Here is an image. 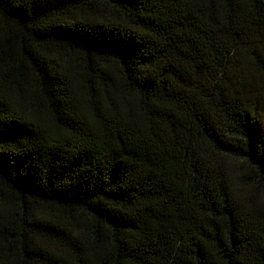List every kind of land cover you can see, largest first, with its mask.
Wrapping results in <instances>:
<instances>
[{
	"label": "trees",
	"instance_id": "1",
	"mask_svg": "<svg viewBox=\"0 0 264 264\" xmlns=\"http://www.w3.org/2000/svg\"><path fill=\"white\" fill-rule=\"evenodd\" d=\"M0 264H264V0H0Z\"/></svg>",
	"mask_w": 264,
	"mask_h": 264
}]
</instances>
